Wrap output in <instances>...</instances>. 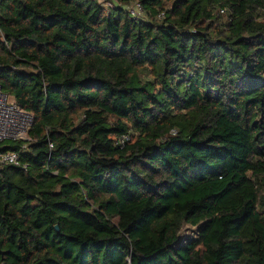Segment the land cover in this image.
<instances>
[{
  "label": "trees",
  "instance_id": "1",
  "mask_svg": "<svg viewBox=\"0 0 264 264\" xmlns=\"http://www.w3.org/2000/svg\"><path fill=\"white\" fill-rule=\"evenodd\" d=\"M0 87V263L264 264V0H0Z\"/></svg>",
  "mask_w": 264,
  "mask_h": 264
},
{
  "label": "built area",
  "instance_id": "2",
  "mask_svg": "<svg viewBox=\"0 0 264 264\" xmlns=\"http://www.w3.org/2000/svg\"><path fill=\"white\" fill-rule=\"evenodd\" d=\"M139 4L132 7L133 15H142ZM33 123V116L19 108L14 99L5 94L0 87V142L5 140H26L28 131ZM129 140L128 135L122 137L121 142ZM0 163L27 168L20 161L18 152L7 151L0 155ZM2 264V263H0Z\"/></svg>",
  "mask_w": 264,
  "mask_h": 264
},
{
  "label": "rangeland",
  "instance_id": "3",
  "mask_svg": "<svg viewBox=\"0 0 264 264\" xmlns=\"http://www.w3.org/2000/svg\"><path fill=\"white\" fill-rule=\"evenodd\" d=\"M196 231L197 229L194 227H191L189 225L184 226L182 232H181V237L182 238H187V237H195L196 236Z\"/></svg>",
  "mask_w": 264,
  "mask_h": 264
},
{
  "label": "water",
  "instance_id": "4",
  "mask_svg": "<svg viewBox=\"0 0 264 264\" xmlns=\"http://www.w3.org/2000/svg\"><path fill=\"white\" fill-rule=\"evenodd\" d=\"M0 254H3V252L0 250Z\"/></svg>",
  "mask_w": 264,
  "mask_h": 264
}]
</instances>
